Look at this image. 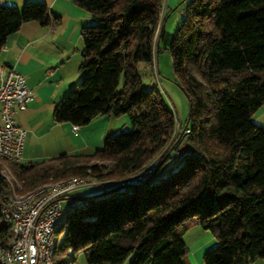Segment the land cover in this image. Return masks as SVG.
Returning a JSON list of instances; mask_svg holds the SVG:
<instances>
[{
    "label": "trees",
    "instance_id": "trees-1",
    "mask_svg": "<svg viewBox=\"0 0 264 264\" xmlns=\"http://www.w3.org/2000/svg\"><path fill=\"white\" fill-rule=\"evenodd\" d=\"M72 1L91 20L80 31V79L55 104L53 119L81 126L97 115L126 114L130 127L90 154L9 163L24 190L49 177L110 180L79 193L58 229L54 263L75 264L74 256L56 257L72 249L90 264H120L129 256L128 264H184L182 235L193 224L216 238L203 264L264 258V125L252 119L264 105V0H184L168 37L163 17L158 44H166L189 104L188 131L178 136L175 112L156 87L143 85L137 67L153 60L163 0ZM32 19L59 18L37 0L0 4V48ZM156 156L158 165L139 182H116ZM8 192L0 172V197ZM9 231L0 214V246Z\"/></svg>",
    "mask_w": 264,
    "mask_h": 264
},
{
    "label": "crops",
    "instance_id": "crops-1",
    "mask_svg": "<svg viewBox=\"0 0 264 264\" xmlns=\"http://www.w3.org/2000/svg\"><path fill=\"white\" fill-rule=\"evenodd\" d=\"M26 1L0 0V4L21 7ZM37 1L45 3L58 16V21L48 24L33 19L23 21L0 48V70L13 68L33 89V96L25 107L13 113L14 121L25 129L21 162L39 161L62 153L90 154L101 147L107 136L129 128V118L126 114H101L85 125H77L76 131L72 130L74 124L53 119L55 104L80 79V31L91 19L72 0ZM252 119L264 125V105L255 109ZM92 188L84 186L79 193L95 192H82ZM182 236L187 246L183 263L203 264L204 252L216 243L214 235L193 224ZM247 264H264V258H254Z\"/></svg>",
    "mask_w": 264,
    "mask_h": 264
},
{
    "label": "built area",
    "instance_id": "built-area-1",
    "mask_svg": "<svg viewBox=\"0 0 264 264\" xmlns=\"http://www.w3.org/2000/svg\"><path fill=\"white\" fill-rule=\"evenodd\" d=\"M150 86L156 87L155 83ZM157 88V87H156ZM33 96L24 76L13 68L0 70V172L9 192L0 197V214L9 223L7 245L0 246V264H55L59 242L58 229L69 210L79 202L84 186L98 187L110 182L89 176L49 177L30 189H22L9 163L21 161L25 129L14 121L15 109H23ZM78 126L72 125L76 131ZM188 128H183V132ZM159 160L153 159L143 170L116 180L120 184L137 183L151 174ZM68 249L66 260L73 259Z\"/></svg>",
    "mask_w": 264,
    "mask_h": 264
},
{
    "label": "rangeland",
    "instance_id": "rangeland-1",
    "mask_svg": "<svg viewBox=\"0 0 264 264\" xmlns=\"http://www.w3.org/2000/svg\"><path fill=\"white\" fill-rule=\"evenodd\" d=\"M183 5L184 0H163V4L160 8V24L154 34L153 60L150 64L144 62H139L137 64L139 73L143 80V85H146L147 82H150L151 84L155 83L157 89L162 93V96L164 97L167 106L175 112V136H178L179 134L183 133V128H185L184 123L187 119L189 104L187 97L184 91L181 89L180 85L178 84L177 77L173 72L171 55L166 44H164L163 41H160L158 44V33L163 17V27L166 36L168 37L169 35L174 33L176 27L178 26L182 18L181 13L183 11ZM172 153H174V151ZM155 158L157 160H160V156H156ZM172 162L174 164H178L180 162V159H177V157H175ZM92 189L84 190L82 192H92L97 188L93 187ZM62 237L63 232L58 233V239L61 240ZM58 256L62 258H67L64 253L57 254L56 257ZM129 258L130 256L127 257L122 263H128ZM74 263L90 264L83 257L82 253L79 252H74Z\"/></svg>",
    "mask_w": 264,
    "mask_h": 264
},
{
    "label": "water",
    "instance_id": "water-1",
    "mask_svg": "<svg viewBox=\"0 0 264 264\" xmlns=\"http://www.w3.org/2000/svg\"><path fill=\"white\" fill-rule=\"evenodd\" d=\"M184 127H185V125H184ZM185 141V140H184Z\"/></svg>",
    "mask_w": 264,
    "mask_h": 264
}]
</instances>
